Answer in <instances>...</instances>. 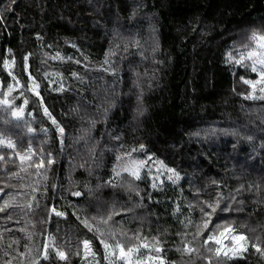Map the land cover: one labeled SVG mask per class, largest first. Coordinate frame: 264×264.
<instances>
[{
  "label": "trees",
  "instance_id": "16d2710c",
  "mask_svg": "<svg viewBox=\"0 0 264 264\" xmlns=\"http://www.w3.org/2000/svg\"><path fill=\"white\" fill-rule=\"evenodd\" d=\"M254 35L264 0H0V264H124L116 243L150 245L133 260L264 264V93L241 79H258L251 61L234 63ZM148 155L180 179L155 164L153 187L117 160ZM217 199L229 210L212 220L246 238L232 259L180 224Z\"/></svg>",
  "mask_w": 264,
  "mask_h": 264
},
{
  "label": "snow or ice",
  "instance_id": "6c2138e0",
  "mask_svg": "<svg viewBox=\"0 0 264 264\" xmlns=\"http://www.w3.org/2000/svg\"><path fill=\"white\" fill-rule=\"evenodd\" d=\"M253 40L257 41L256 48L258 51H247V53H240L238 59H234V63L236 65H240L242 67H246V65L243 64V61L245 59L251 61V71L253 73H256L258 79L252 80V79H244L241 77L243 82L249 86H251L253 89L256 88L257 85H264V36H253ZM229 59H232L231 55L229 56ZM25 60H27V57H25ZM5 66H7V61H5ZM73 75H76L73 73ZM38 87V86H36ZM34 90V89H33ZM260 91L264 93V87L260 88ZM250 98L249 96H245V99ZM254 98V97H253ZM261 99H264V96L260 97ZM27 103V101H25ZM10 101L9 99H3L0 100V105H9ZM14 107V106H11ZM10 107V110H11ZM22 109H16L12 110L11 114L14 117H19L21 115ZM45 113H47V109H45ZM52 123L55 125L57 122L55 119H52ZM29 132L32 131L31 128L28 129ZM58 131L60 133H63V128L58 127ZM5 143L3 139H0V144ZM7 147L12 149L16 146L13 144L11 140L7 141ZM139 149L143 150L144 145L140 144ZM132 151H136V149H132ZM31 152V149H29V153ZM19 155V153H17ZM130 153H124V157H130ZM0 159H3V157H0ZM19 159L23 162L26 159H30V155H19ZM117 160L120 161V163L123 165V171L126 172L130 177L135 178L136 180H140L141 178V170L144 168L148 169V175L153 181V187H155V180L157 177L152 176V167L155 164H159L160 168H165L167 173H170L168 175V179L171 181L175 178V180H179V174L171 167H167L163 164V161H153L152 156L148 155L146 159H128L127 162H125L123 157H117ZM48 164L53 163V160L49 158L47 160ZM44 164L43 158L40 160V162L36 165L37 168L42 167ZM115 171V169H114ZM160 169L157 168V175L159 174ZM119 175V173H116ZM215 183V181H213ZM129 187H131V184H129ZM73 196L79 197L81 193L79 191L73 192ZM7 204V202H5ZM189 209L191 210L194 206L190 203L188 205ZM195 207H199L200 210V221L198 223H195L192 221V219L189 217L186 220H181L180 224L186 228L191 229L192 227H195V231L191 233L193 240H198L199 244L204 248L205 251L208 253L214 254L216 257H220L222 254L227 259L235 258L237 254H242L244 251H247V244H241L240 241L246 240L245 236L236 234L235 229L233 228L232 224L228 221H225L224 223H216L212 220V217L214 214L217 213V210L224 212L228 211V207H221L219 199L208 202H198ZM0 211H4L3 207H0ZM52 211L55 212L57 216H63L65 213L56 211L55 208L52 209ZM179 211V207L174 209V215L176 212ZM177 219H179L177 217ZM217 219H223L222 217H217ZM212 224V227H209V225ZM85 226L87 227V222H85ZM177 235L181 236H187L188 232L184 233H177ZM156 240L157 246L152 249L156 253H160L163 251L161 247H159L160 241L156 238H153ZM225 239H229L231 241L230 244H225ZM103 243V240L101 241ZM211 242V243H210ZM89 241H84L85 249L87 250L89 247ZM109 245L107 243H104V248L107 249ZM115 249L119 250V256L124 261V264H165V261L157 256H144L143 258H137L133 260L131 258V254L133 252L139 251L140 247L143 248H150V245L147 243H144L142 245H137L136 247H128L125 249V247L121 243L115 244ZM252 247L256 250V252L261 253V255H264V249H262L259 245L253 244ZM177 251L182 252H192V251H200V249H195L190 247V244L188 242L183 243L182 249L178 248ZM61 259L65 258V253L63 251H57L56 253ZM47 258V255L45 256ZM106 258V257H105ZM208 259L210 260L211 257L209 256Z\"/></svg>",
  "mask_w": 264,
  "mask_h": 264
},
{
  "label": "rangeland",
  "instance_id": "374dc122",
  "mask_svg": "<svg viewBox=\"0 0 264 264\" xmlns=\"http://www.w3.org/2000/svg\"><path fill=\"white\" fill-rule=\"evenodd\" d=\"M256 87H264V85H257Z\"/></svg>",
  "mask_w": 264,
  "mask_h": 264
}]
</instances>
